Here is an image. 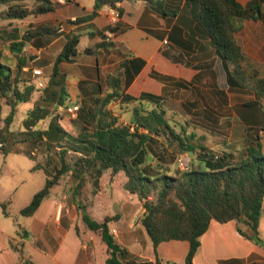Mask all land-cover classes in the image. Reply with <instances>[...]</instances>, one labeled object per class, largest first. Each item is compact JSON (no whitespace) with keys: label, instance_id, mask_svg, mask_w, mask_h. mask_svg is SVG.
<instances>
[{"label":"crops","instance_id":"0c3cea01","mask_svg":"<svg viewBox=\"0 0 264 264\" xmlns=\"http://www.w3.org/2000/svg\"><path fill=\"white\" fill-rule=\"evenodd\" d=\"M237 1L245 6L250 0ZM158 2L162 10L155 3L141 0L118 2L113 5L118 13L115 22L111 21L107 5L101 6L94 17L90 16L95 0H65L64 3L49 0L52 9L45 13L0 18L1 62L15 67L17 58L12 43L23 42L20 56L28 62L23 69L50 71L65 35L78 33L77 58L60 64L66 73L65 86L71 102L87 104L95 96L99 77L113 74L119 78L123 93L135 97L143 93L162 96L168 113L190 120L207 137L221 135V140L216 139L212 142L215 144L208 146L210 149L235 151L242 148L250 126L264 127L262 115L257 113L253 117L249 108L244 107L257 100L256 94L229 74L210 37L198 26L195 5L191 1ZM37 3L28 0L27 6L32 9ZM41 26L52 30L29 33ZM235 39L248 61L264 71V19H244ZM102 41L107 45L92 54L85 52L86 48ZM35 98L36 95L20 112L17 106L14 119L23 121ZM8 111L9 107L4 106L2 117ZM247 112L243 118V113ZM44 119L46 117L39 121ZM259 135L264 152V131ZM46 154L44 152V158ZM102 176L106 178L105 191L91 189L89 215L95 220L105 215L111 217L109 230H115L113 237L131 258L151 264H186L188 241H162L155 254L139 220L143 212L141 202L136 195L120 187L119 177L110 179L109 171ZM53 190L51 188L33 215H22L14 224L4 221L0 225V264H104L106 245L99 234L85 223L81 226L75 209L65 206L62 197L58 198ZM2 216L8 218L10 214L2 212ZM259 230L264 234V198ZM199 243L192 264H264V246L240 235L234 220L225 223L211 220L199 237ZM96 245L102 252L99 255Z\"/></svg>","mask_w":264,"mask_h":264},{"label":"trees","instance_id":"16d2710c","mask_svg":"<svg viewBox=\"0 0 264 264\" xmlns=\"http://www.w3.org/2000/svg\"><path fill=\"white\" fill-rule=\"evenodd\" d=\"M27 1L0 0V18H24L52 9L49 0H36L38 3L32 9L27 6ZM122 1L95 0L90 16L94 17L101 6H113ZM141 1L155 3L160 10L163 9L158 0ZM189 1L195 5L198 26L210 37L229 74L256 94L257 100L244 107L249 108L253 117L260 113L264 118V104L261 102L264 76L248 61L235 39L244 19H264V0H250L245 6L237 0ZM50 28L41 26L29 33H49ZM78 43V33L65 35L61 51L55 56L49 73L43 76L46 79L44 87L37 85L38 76L32 73V69H23L28 65L26 58L20 56L23 42L12 43L17 58L15 67L11 68L0 59V139L18 134L23 141H29L31 148L37 146L35 148L47 152L43 161H37L29 150L16 151L28 155L35 161L31 169L42 170L46 176L42 188L32 195L19 213L33 215L65 174L75 180L71 195L76 201L86 183L90 182L93 191H97L101 176L109 171L110 179L119 177L120 187L136 195L141 202L143 212L139 220L155 254L162 241L186 240L189 250L185 262L192 264L199 248V237L211 220L219 223L234 220L240 235L264 246V234L259 230L264 198V152L259 135L264 131L263 125L249 127L240 149H210L203 136L196 133V124L167 112L162 96L125 94L119 78L107 74L99 77L95 96L90 102L79 103L77 117L69 119L76 128L69 129L62 125L64 119L59 112L71 103L65 86L66 73L60 64L77 58ZM106 45L105 41L98 42L85 52L92 54ZM34 95L32 109L23 120L24 129L11 131L18 104L30 102ZM4 106L9 107V111L2 117ZM126 112L130 113L128 121L121 116ZM247 114L243 113V118ZM46 116H50L47 127L39 128L38 121ZM189 151L192 152L190 164L180 169L177 156ZM69 153L71 156L67 158ZM8 203L0 202L4 214ZM78 207L83 210L82 221L97 232L106 245L104 264H151L131 258L128 251L116 242L108 227L110 216L95 220L85 212L84 206Z\"/></svg>","mask_w":264,"mask_h":264},{"label":"rangeland","instance_id":"374dc122","mask_svg":"<svg viewBox=\"0 0 264 264\" xmlns=\"http://www.w3.org/2000/svg\"><path fill=\"white\" fill-rule=\"evenodd\" d=\"M255 66V65H253ZM260 75L264 76V71L260 69ZM49 71H45L41 73V77L38 76V79L45 83L42 79L43 75L48 74ZM38 81V80H37ZM43 86V87H44ZM264 104V97L261 101ZM28 103H19L18 104V110L20 112V108L22 106H26ZM61 115H63V121L61 122L62 125L65 127L71 129L76 128L74 124H70L68 113L66 109H59ZM122 118L125 121H128L130 117V113H122ZM176 118H180L178 115ZM50 118L46 116V119L38 121V127L39 128H46L49 123ZM193 123V122H192ZM1 125V124H0ZM11 131L19 132L24 129V124L22 120L14 119L12 121V124L10 126ZM196 133L203 136V140L208 147L209 145H213L212 142H215L216 139H222L220 136H209L205 135L203 130L199 127H196ZM37 147V146H35ZM35 147L31 148V145L29 144V141H23L22 136L18 134H11L8 139H0V202L9 201L6 210L9 212L10 216L8 218H3L2 216V208L0 206V225L4 224V221H8L6 223L14 224L16 218H21L22 215L19 213L20 208L25 206L29 200L30 196L42 188V186L45 183L46 176L44 175L42 170H32L31 167L35 163L34 160H32L28 155L24 154L23 152H16L17 150L24 151L29 150L31 153L36 157L37 161H43L44 159V152L42 150H39ZM7 149V150H6ZM9 149H13L16 151H9ZM6 150V151H3ZM54 156V155H53ZM71 153L67 155V158H70ZM189 156H191L189 154ZM176 167V165L173 166V168ZM182 172V170H181ZM106 182L105 176H102V180L100 181V187L98 190H101V193L105 191L104 183ZM75 184V180L71 178L68 174L63 175L59 181L58 184L54 185L52 189L55 191L61 200L65 202V206L67 207H73L79 216V223L81 226L84 225V222L82 221V208H79L78 205L85 207V212H88V203H89V196L92 189V186L90 183H86L85 186L82 188V192L79 195L78 200H74L71 195V187ZM97 190V191H98ZM108 191V188L106 189ZM45 203L42 206V209L45 207ZM32 245V244H31ZM29 248V245L26 247ZM95 249L97 251V255H99L101 252V249L98 248V246H95Z\"/></svg>","mask_w":264,"mask_h":264},{"label":"built area","instance_id":"2783aa9c","mask_svg":"<svg viewBox=\"0 0 264 264\" xmlns=\"http://www.w3.org/2000/svg\"><path fill=\"white\" fill-rule=\"evenodd\" d=\"M52 1L58 2V3H64L65 2V0H52ZM110 15H111V21L112 22H115L116 19H117L118 13L116 12L115 7H113V6H110ZM32 73L34 75H37V76L41 77L42 71L40 69L33 68L32 69ZM40 79L41 78L38 79L37 85L39 87H43L44 86V83ZM78 108H79V102H77V101H72L67 106L66 111L68 113V118L69 119H74V118L77 117ZM176 163H177V166L180 169L187 168L188 165L190 164V156H189V153L188 152H184V153L179 154L177 156ZM110 232L111 233H115V230L114 229H111Z\"/></svg>","mask_w":264,"mask_h":264},{"label":"water","instance_id":"95a60500","mask_svg":"<svg viewBox=\"0 0 264 264\" xmlns=\"http://www.w3.org/2000/svg\"><path fill=\"white\" fill-rule=\"evenodd\" d=\"M14 51H17V49H14ZM189 153H190V154H192V152H191V151H189Z\"/></svg>","mask_w":264,"mask_h":264}]
</instances>
